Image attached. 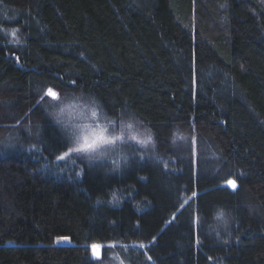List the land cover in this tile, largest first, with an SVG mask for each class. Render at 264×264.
<instances>
[{
  "label": "trees",
  "instance_id": "trees-1",
  "mask_svg": "<svg viewBox=\"0 0 264 264\" xmlns=\"http://www.w3.org/2000/svg\"><path fill=\"white\" fill-rule=\"evenodd\" d=\"M0 264H264V0H0Z\"/></svg>",
  "mask_w": 264,
  "mask_h": 264
},
{
  "label": "snow or ice",
  "instance_id": "snow-or-ice-1",
  "mask_svg": "<svg viewBox=\"0 0 264 264\" xmlns=\"http://www.w3.org/2000/svg\"><path fill=\"white\" fill-rule=\"evenodd\" d=\"M48 95L52 96L53 99L57 98V94L53 92L51 89L48 90ZM93 116L96 115L95 112L92 113ZM106 130L97 126L96 129L90 131L89 135H84L77 139V144L75 147H69V152H65L63 155L58 156L57 159H65L69 156L70 152L75 153H92L97 151V149L105 146V145H114L116 140H120L121 137H109L106 134ZM135 139V137H133ZM67 146V145H65ZM228 184L235 189L236 183L234 181H228ZM195 195V193H193ZM224 216L223 212H219L217 214L218 219H222ZM95 247V246H94ZM143 247V245H140ZM150 259V258H149Z\"/></svg>",
  "mask_w": 264,
  "mask_h": 264
},
{
  "label": "rangeland",
  "instance_id": "rangeland-1",
  "mask_svg": "<svg viewBox=\"0 0 264 264\" xmlns=\"http://www.w3.org/2000/svg\"><path fill=\"white\" fill-rule=\"evenodd\" d=\"M99 127L104 129L103 126H99ZM96 128H97V127H92V125H85V124H83V125H82V128L80 129V127H79V129H78V136H77V139L80 138V137H82V136H84V135H89L90 131L93 130V129H96ZM105 134H106L107 136H109L107 132H106ZM109 137H111V136H109ZM76 144H77V142H76ZM75 146H76V145H75ZM73 153H75V152H73ZM65 240H66V239H64V238H59V239L56 241V243H58V244H63V243H66ZM90 249H91V251H92L93 256H97V255H98V251H99V249H98L97 246H95V247H94V246H91Z\"/></svg>",
  "mask_w": 264,
  "mask_h": 264
}]
</instances>
